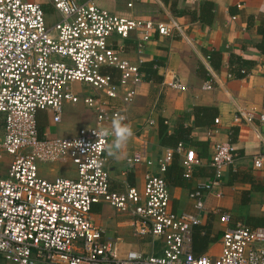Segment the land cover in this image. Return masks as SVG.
I'll use <instances>...</instances> for the list:
<instances>
[{"label":"built area","instance_id":"built-area-1","mask_svg":"<svg viewBox=\"0 0 264 264\" xmlns=\"http://www.w3.org/2000/svg\"><path fill=\"white\" fill-rule=\"evenodd\" d=\"M101 1L49 0L44 5L0 0V264H264V227L238 224L223 233L219 256L195 254L194 230L201 220L172 210L165 178L176 155L183 156L187 179L203 165L183 142L165 149L158 174L148 173L141 190L129 185L123 191L112 189L106 157L114 141L112 123L119 120L136 134L127 110L144 81V61L124 58L125 46L115 43L136 34V49L142 54L155 33L171 36L177 26L118 16ZM49 16L55 17L51 24ZM109 69L119 72L117 81ZM163 82L175 90L187 89L169 71ZM74 84L91 88L93 94L80 97ZM204 89H213V82H206ZM80 103L94 112L93 125L68 138L40 130L45 120L59 125L65 105ZM148 125L155 121L149 119ZM101 131L105 134L95 135ZM235 150L230 138L214 146L213 180L190 192L197 210L204 211L206 194L219 188L223 170L234 164ZM5 153L12 160L2 173ZM127 162L154 165L146 149ZM39 163L71 164L76 177L48 180L40 175ZM262 165V158L255 160L256 168ZM100 204L127 214L132 235L141 241L149 238L151 251L125 249L121 238L106 239L92 218L93 207ZM228 221L221 214V222ZM157 243L160 254L155 252Z\"/></svg>","mask_w":264,"mask_h":264},{"label":"crops","instance_id":"crops-1","mask_svg":"<svg viewBox=\"0 0 264 264\" xmlns=\"http://www.w3.org/2000/svg\"><path fill=\"white\" fill-rule=\"evenodd\" d=\"M34 1L45 5L49 0ZM206 1L214 6L210 23L196 18ZM100 4L118 16L177 26L171 36L155 33L142 54L136 49V34L128 40L117 38L115 43L125 46L124 58L133 63L143 60L144 68L153 64L157 75L150 77L145 73L136 99L127 110L136 134L122 150L115 149L114 143L107 149L112 189L123 191L128 185L142 189L148 173L158 174L161 155L172 148L160 142L159 120L164 119L169 134L184 132L182 142L203 160V165L194 168L192 178L187 179L182 176L183 156H175L169 175L165 174L172 210L198 216L200 226L208 230L209 244L202 254L194 251L195 254L219 256L226 230L238 224L264 227V0H102ZM168 71L186 86L185 91L164 85ZM113 73L117 81L119 72ZM209 81L213 82V89L205 90ZM196 107L212 108L215 118L209 113L197 118ZM91 112L94 121L89 120L84 126L94 124L95 114ZM236 117L241 118L240 122L234 121ZM149 119L155 125L149 126ZM55 126L47 121L50 135ZM228 138L236 148L234 164L223 170L219 188L206 194L205 210L201 212L195 208L190 192L213 180L215 169L210 166V158L214 146ZM143 149L154 165H130L127 159ZM113 152L117 155L110 154ZM258 158L263 159L259 169L255 167ZM100 205L93 207V220L100 215ZM221 214L228 215L229 221L221 222ZM95 223L107 235V227ZM117 228L124 235L116 236L125 241L123 248L151 251L149 238L141 241L132 235V241L125 240L126 230L132 233L128 218L118 222ZM157 244L155 252L160 254L161 245Z\"/></svg>","mask_w":264,"mask_h":264},{"label":"rangeland","instance_id":"rangeland-1","mask_svg":"<svg viewBox=\"0 0 264 264\" xmlns=\"http://www.w3.org/2000/svg\"><path fill=\"white\" fill-rule=\"evenodd\" d=\"M54 18L55 17L53 16H49L50 24L53 22L52 20H54ZM72 88L74 92L80 97H82L85 94H93L91 88L82 86L81 84H74ZM89 120L94 121V115L82 103L78 105H65L63 120L59 125L55 126L54 129H51V134H52L51 136L52 137L59 136L60 138L73 137L74 133L75 132L78 133L79 129L84 127L85 124L88 125L87 121ZM41 123L44 127L43 131L46 130L47 121H43ZM3 128H4V117L2 114H0V139L3 135ZM11 160L12 158L9 154L5 153L3 155L2 173H6ZM38 165H39L40 175L48 180H55L57 178H62V177H68V178L76 177V170L74 166L71 164L39 163ZM100 206L102 207V209L99 211L100 215L98 217H95L94 220L97 223H100L102 226L107 227L106 239L115 241L117 240L116 236L119 234L121 235L122 233V229L117 228V223L120 221L122 222L126 218L130 220V218L127 214L119 213L116 209H114L113 207L107 204H102ZM126 232L128 234L127 236H125L126 239L125 238L124 239L127 242L130 240L132 241L133 240L132 233L131 232L129 233L128 230H126Z\"/></svg>","mask_w":264,"mask_h":264},{"label":"trees","instance_id":"trees-1","mask_svg":"<svg viewBox=\"0 0 264 264\" xmlns=\"http://www.w3.org/2000/svg\"><path fill=\"white\" fill-rule=\"evenodd\" d=\"M213 9H214L213 4L211 2L206 1L201 7V12H200L199 16L196 18L201 20L203 23H210L211 22L210 19L213 15ZM145 65L146 64H143V66H141V73L143 75L149 74L150 77H156L157 72L155 71L156 69H154V65L152 64L148 68H144ZM108 72H111L114 75L112 69H109ZM242 75H245V74H242ZM212 111H213L212 108H209V107H196L195 108V115L198 118V116L202 113H206V114L209 113V114H211L212 119H214L215 115H212V113H213ZM202 118H204V116ZM199 122H200V120H199ZM43 129H44V127H43L42 123H40V130L43 131ZM159 131H160V142L165 147L168 146V147L176 148L180 142L184 141V140H182V139H184V135H183L184 132L181 133L179 131V133H177V134H169L168 127L166 126L164 119L159 120ZM176 157H178V155ZM175 162H176V160H175ZM173 164H174V161H173L172 165ZM166 173L168 176L170 173V170H167ZM183 174H184V171L182 168V176H184ZM207 236H208V230H206V228H203L201 226L200 227L198 226L195 228L193 246H194V251L197 252L198 254H202L205 246L207 247V245L209 244Z\"/></svg>","mask_w":264,"mask_h":264},{"label":"clouds","instance_id":"clouds-1","mask_svg":"<svg viewBox=\"0 0 264 264\" xmlns=\"http://www.w3.org/2000/svg\"><path fill=\"white\" fill-rule=\"evenodd\" d=\"M104 134L105 133L103 131L95 133V135L97 136H102ZM112 135L114 136V148L117 150H122L127 145L129 139L132 137L133 131L129 125L122 124L119 120H113ZM110 154L114 156L117 155L116 152Z\"/></svg>","mask_w":264,"mask_h":264}]
</instances>
